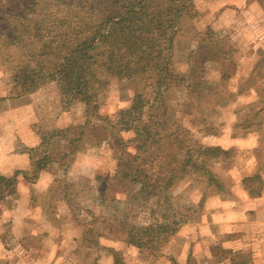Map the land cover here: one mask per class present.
I'll list each match as a JSON object with an SVG mask.
<instances>
[{
	"label": "trees",
	"instance_id": "trees-1",
	"mask_svg": "<svg viewBox=\"0 0 264 264\" xmlns=\"http://www.w3.org/2000/svg\"><path fill=\"white\" fill-rule=\"evenodd\" d=\"M184 15L197 17L193 0H0V60L13 69L17 94L26 96L56 83L63 112L76 103L85 107L84 125L40 134L28 183L36 184L52 169L66 171L67 159L89 140L94 124L99 123L115 155L117 189L131 204L153 206L146 226L137 224L136 208L130 207L124 212L118 210L112 220L95 215L90 223L93 228L88 231L97 234V223L99 228L104 224L115 226L119 245L146 258L158 259L183 227L202 223L203 216L209 214L202 204L208 197L230 206L236 197L226 191L237 190L239 185L235 182L225 187L205 164L225 163L230 150L204 141L221 138L225 127L230 140L246 137L260 127L264 115L263 81L258 98L263 107L246 105L232 112L234 124L218 121L223 114L228 115L222 105L236 102L241 89L250 85H241L230 93L226 88L230 75L220 71L222 88L213 90L203 75L210 66L219 70L245 66L244 83L251 84L255 71L264 64V55L252 57L256 60L252 63L246 61L245 52L227 36H217L209 26L192 31L186 68L178 71L174 39ZM103 79L128 80L136 85L130 106L123 112L128 119L126 128L116 123L117 115L99 113L96 95L89 86L99 87ZM171 152L173 158L164 163ZM239 175L241 198L264 197V175L260 171ZM185 179L204 187L200 204L182 205L171 193ZM59 180H53L41 194L43 201L59 193L58 186L53 187ZM16 188V176H0V199ZM66 190L64 187L65 198ZM95 238L88 249L101 237ZM224 241L217 237L216 246L223 248ZM0 246L13 255L29 249L27 237L12 241L5 234H0ZM224 252L230 255L231 264H255L251 253Z\"/></svg>",
	"mask_w": 264,
	"mask_h": 264
},
{
	"label": "rangeland",
	"instance_id": "rangeland-1",
	"mask_svg": "<svg viewBox=\"0 0 264 264\" xmlns=\"http://www.w3.org/2000/svg\"><path fill=\"white\" fill-rule=\"evenodd\" d=\"M231 1L193 0L198 13L197 17L192 18L189 15L180 17L178 22L180 32L174 39V59L178 71L182 72L186 68L188 37L192 36V31L202 30L207 26L217 36L230 38L241 52H245L246 61L249 60L252 63L256 61L252 57L260 58L264 55V18L260 15L261 10L255 12L260 22L253 25L248 16H245L242 25L234 26L232 22L224 24L222 18L214 15L216 7L220 5L221 9H225ZM209 9L213 10V14L209 12ZM229 20L231 21V18ZM1 64L0 176L6 179L16 176L17 188L12 194H5L6 196L2 197L4 203L3 199H0V234H5L12 241L27 237L29 249L26 253L24 251L16 253V250V254L13 255L0 246V264H174L175 262L200 264L201 259L204 258L198 259V255L196 258L193 257L196 255L195 252H191L192 258L187 256L188 260L184 258L179 261L175 256L177 254L174 253L181 252L182 250L178 251V249L182 246L178 248L175 245L172 248L168 247L158 259L143 257L134 249L119 245L121 243L118 241V229L112 225L106 227L104 224L99 228L97 223V234L88 231L93 228L90 223L95 215L112 220L111 217H114L118 210L124 212L130 207L136 208L137 224L146 226L150 222L149 213L153 206L152 203L131 204L126 201L127 195L117 189L114 175L115 155L109 149L99 123L94 124L89 140L67 159L66 171L52 169L50 172H45L36 184L28 183L35 164V162L30 163L33 139L39 136V131L47 132L84 125L85 107L76 103L68 108V111L63 112L60 103L58 102L57 105L56 102L55 108L53 94L59 96L56 83H49L35 91L38 94L37 99L29 98L34 92L26 96L17 94L13 84V69L6 64L3 65L2 61ZM220 71H227L230 75L229 84L226 87L230 93L238 91L241 85L250 86L241 89L236 102H225L222 105L228 115L223 114L218 119L219 122L224 125L236 123L231 113L245 108L246 105L254 108L263 107L258 98L261 96V84L264 81V64L255 71L256 75L251 84L244 83L243 75H247L245 66L241 69L222 67L221 70L217 66H210L208 72L203 75L209 88L220 89ZM102 84L99 87L96 84L89 86V91L96 95L99 113L108 116L117 115L119 121L116 123L120 128H126L128 119L123 112L130 106L132 96L136 93V85L128 80L118 79H103ZM23 98L24 100H21ZM176 107H179L177 102ZM226 131L227 127L224 128L223 136L217 140L222 139L227 142L222 146L230 150L229 156L225 159V163L205 161L209 170L217 179L224 182L225 187L235 182L240 186V173L257 169L264 175V115L260 127L246 137L230 140L227 138ZM217 140L205 139L204 143L212 142L213 145H217ZM172 158L171 152L165 156L163 162L168 163ZM156 167L158 168L159 164ZM56 179L60 180L53 187L58 186L59 196L57 194L43 201L41 194L49 189L53 180ZM239 186L237 190L226 191L236 198L229 202L230 206L228 203L223 204L225 211L230 212L229 214L223 213L214 218L213 222L219 223V226L213 227L206 224L208 227L205 228L201 226V223L195 229L185 226L175 236L174 241L182 244V238L185 235L182 231L186 229H191L189 231L194 233L192 239L194 236L199 237L195 241L196 245L206 244V247H209V242L205 236H202V232L207 235L217 233L218 235H215L225 241L242 236L241 240L244 234L250 236L256 232L259 235L264 234V199L256 205L238 202L237 197L241 195ZM64 187L67 188V198L64 197ZM203 189L200 183L185 179L174 186L171 193L182 205L194 206L203 200ZM212 198L215 197H208L203 201L205 211H210L208 209L214 206ZM36 205L37 207H34ZM97 236L101 237L98 243L92 244L93 248L88 249L90 240L96 239ZM192 241L189 243H193ZM245 242H248L247 239L239 242L232 240L227 243V247L237 252L234 249ZM258 246L251 250L257 248L254 253L259 252ZM197 248L199 250L200 247ZM217 248L216 246L214 249L219 257L211 263L218 264L221 261L226 263V260V264H231L230 255H227L223 248ZM170 249H173V252ZM255 263L264 264V256L256 259Z\"/></svg>",
	"mask_w": 264,
	"mask_h": 264
},
{
	"label": "crops",
	"instance_id": "crops-1",
	"mask_svg": "<svg viewBox=\"0 0 264 264\" xmlns=\"http://www.w3.org/2000/svg\"><path fill=\"white\" fill-rule=\"evenodd\" d=\"M229 6V7H228ZM227 8L225 9H221V6L219 5V7H216L214 9V15H217L218 17L222 18L223 19V22L224 24H228L230 22H232V24L234 26H239L242 21L244 20L245 16H248L250 18L251 23L252 25L253 24H257L259 23L260 21V18L258 16H255V12H258L261 10V17L264 18V0H232L229 4H228ZM233 9V11L231 10ZM209 12L211 14H213V10L212 9H209ZM238 13V14H237ZM228 18V19H227ZM231 18V21L229 20ZM242 25V24H241ZM230 26V25H229ZM1 64V63H0ZM0 72H1V67H0ZM0 89H1V83H0ZM37 92V91H36ZM34 92L32 96H30L29 98H35L37 99L38 98V94ZM60 96H57L53 94V101L55 103V108H56V102H57V105H58V102L60 103L61 105V100L59 98ZM21 100H24L21 99ZM43 133V131H39V136H37L35 138V140L33 139V142H32V145H31V150H30V153H31V161L30 163H34L36 162L37 160V148H38V145H39V142H40V134ZM231 142V141H230ZM217 145H224L225 143H227L225 140H222V139H219L216 141ZM29 163V162H27ZM29 163V164H30ZM35 165V164H34ZM264 199L263 198H260V199H255V200H249V199H245L244 197L241 198V196L239 197V199H237L238 202L240 203H243V204H253V205H256L257 203L259 202H262ZM213 203H214V206L211 207L209 211V214H207L205 217L203 216V222L201 223V226L203 225L205 228H207L208 226L206 224H209L213 227H216V226H219V223L218 224H215L213 222L214 218H216L218 215H222L223 213H225L226 215L229 214L230 212H227L225 211V206L223 204H221L220 200L218 198H212ZM251 206V205H250ZM253 209V208H251ZM252 211V210H251ZM200 226V225H198ZM198 226H189V228H198ZM188 227V226H187ZM189 230L191 229H186V230H183L182 232L185 233V235L183 236V242L182 244H179L178 241H174V238L170 244V248H172L174 245L176 247L178 246H182L180 249H178V251H181V252H175L174 254H177L175 256H177L178 260L180 261L181 259H184L185 260H188V258H186L187 256H189L190 258H192V254L191 252H195L196 255L193 256L196 258V256L198 255V259L200 258H204V259H201V262L200 264H212L211 262L215 259H217L219 256L218 253H215V249L214 247L217 245V235H213V234H210V235H207V234H204L202 232V236H205V239L208 240L209 242V247H206L205 245H196L195 241H197V238L196 236L193 237L192 239V236L194 233L190 232ZM201 230L203 231V228L201 227ZM180 233V231H179ZM242 237V236H241ZM233 238V239H229L228 241H224V244H223V249L224 250H232L233 248L231 247H227V243L232 241V240H235L237 242L239 241H242V240H245L247 239L248 242H245L243 243L242 246H238L236 247L234 250L235 251H240L242 253H251L253 255H255V258L254 260L258 259V258H261L264 256V249L261 250V247L264 245V234L256 232L253 236H250V235H245L244 234V237L243 239L240 240V238ZM212 238V239H210ZM194 240V241H192ZM193 242V243H189V242ZM253 242V243H252ZM259 249V252L258 255H256L257 253H254L255 250H257V248L255 250H251L253 249L254 247H256L257 245ZM254 245L252 248L251 246ZM197 247H200L199 250ZM183 248V249H182ZM171 252H173V249H170ZM124 253V252H123ZM162 260V259H160ZM125 261V260H124ZM225 262L227 263V261L225 260ZM224 262L221 261V263H218V264H226ZM171 264V263H170ZM174 264H177L176 262ZM217 264V263H216ZM229 264V263H228ZM256 264V263H255Z\"/></svg>",
	"mask_w": 264,
	"mask_h": 264
}]
</instances>
